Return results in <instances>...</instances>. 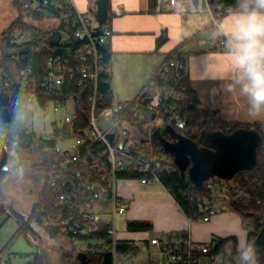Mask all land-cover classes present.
Returning <instances> with one entry per match:
<instances>
[{"label": "built area", "instance_id": "obj_1", "mask_svg": "<svg viewBox=\"0 0 264 264\" xmlns=\"http://www.w3.org/2000/svg\"><path fill=\"white\" fill-rule=\"evenodd\" d=\"M70 5L75 11V21L72 26L64 9L51 7L48 0H31L30 3L25 4V8L30 7V9L45 12L47 19L43 22H34L40 29L33 32L18 27L8 28L4 41L7 44V51L15 56L17 62H20L21 57L16 55L18 48L33 40L38 43L35 47L36 52L45 50L47 56L39 74H34L32 67L27 66L22 69L16 84L0 73V97L10 96L9 105L4 107L9 109L10 113L23 98H26L30 104V110L36 105L43 111L51 108L54 112H59L71 103L72 113L64 114L62 124L72 125L78 114L76 106L80 95L78 91H66V88L70 89L71 84L85 86L90 105L87 127L81 130L83 134L79 133L67 140L68 144L63 148L66 150V163L74 164L81 154L90 153L94 148H99L100 156L107 158L110 168L108 191L94 190L93 184L86 182L83 185V191L86 194H80L78 187H72L69 191H62L56 196L55 206L75 208L78 203L108 204L107 212L112 213L111 251L113 264H116V247L119 243L115 228L116 217L118 214L124 215L128 209L125 198L118 194L117 175L122 171H132L141 184L150 185L156 182L162 184L161 174L167 171L170 165L164 164L165 159L159 151L160 147L155 144L153 135L156 131H161L163 134L168 127L176 131L186 129L187 114L182 111V107L190 99L189 68L188 64L183 63L178 57L166 61L157 75L161 84L158 85L156 95L144 94L131 101H115L112 106L97 112L98 85L101 65L104 61L101 47L107 45L112 36V28L106 23L98 28L92 13L76 10L73 0H70ZM164 9L180 14L208 13L215 19V24L217 21L210 0H165ZM58 31L61 33V39L58 44L52 45L51 36ZM75 40L79 41L74 48L72 44ZM1 41L3 40L0 38ZM212 44L220 48L226 45V40L224 37L214 36ZM132 105L134 106L132 117L121 119V113L131 109ZM1 113L2 111H0V118ZM100 117L111 120V124L105 126V131L99 123ZM135 121L143 123L142 129L133 124ZM108 134H113L111 141L108 139ZM230 181L232 183L228 184ZM202 186L210 189L214 196L224 188L231 193L229 199L241 198L245 195L244 190L238 189L234 179L212 177L203 181ZM209 201L208 197H205L198 202L201 214L210 211ZM103 214L99 210L71 212L59 218L56 226L59 231L66 234L81 233L91 236V246L101 249L103 242L98 241L96 236L100 230ZM201 219L208 221L209 216L203 215ZM129 243L133 248L137 247L136 242L129 241ZM151 243L161 245L157 238L151 239ZM214 247L213 241L195 243L188 236L186 241L165 248L160 247L162 264H214L221 258L220 254L213 252ZM124 255L133 258L130 252ZM1 259L0 256V264H2Z\"/></svg>", "mask_w": 264, "mask_h": 264}, {"label": "trees", "instance_id": "obj_2", "mask_svg": "<svg viewBox=\"0 0 264 264\" xmlns=\"http://www.w3.org/2000/svg\"><path fill=\"white\" fill-rule=\"evenodd\" d=\"M30 1L31 0H13L18 15L0 33V38L3 40L0 42V73L14 84H16L18 78H20L22 69L27 66L32 67L34 74H39L42 70L43 61L47 56L45 50L36 52L35 47L38 43L31 40L18 48L16 55L20 56L21 59L20 62H17L15 56L8 53L7 44L4 42L8 28L18 27L22 30L33 32L36 29H40L34 22H43L47 19L45 12H41L37 9H30V7L25 8V4L30 3ZM158 1L159 0H149V12L155 13L159 9L163 10L162 7H159ZM48 2L53 8L64 9L65 13L68 15L69 23L71 26L74 24L75 11L70 5V0H48ZM161 2L163 5L165 0ZM210 2L217 18H221L226 9L233 4L234 0H210ZM166 38L167 37L164 35L159 37L157 41L158 46H161ZM78 41L79 40H75L72 44L74 48L78 45ZM101 50L104 53V61L101 65L100 81L98 85L96 101L97 112L112 106L116 101L110 87L109 63L111 53L108 44L101 47ZM175 57L182 59L183 63L188 64V59L181 53V44L167 53L165 62ZM155 82L158 85L161 84V80L158 76L155 78ZM67 90L79 92L80 98L76 106L78 109L77 117L74 119L72 125L64 123L55 128L50 137L39 135L28 127V114L31 107L26 98H23L18 105L12 109L10 121L5 122L0 118V153L3 155L0 159V181L8 174V169L5 168L6 156L4 153L6 148L5 145H7L10 140L14 144L16 155L20 160L19 162L24 160L27 164H30V173L35 176V178H40L43 181L42 188L32 204L30 216L26 217V215L14 210L13 213H6L4 221H7L11 217L17 220V235H29L32 234V232L34 233L35 230L33 225L36 223L38 226L44 228V231L49 237L64 239L71 243L73 248L61 254L60 264H113L110 243L112 234L110 219L103 218L100 221V230L96 237L98 241L101 243L103 242L101 249L91 246V236L81 233L76 235L66 234L59 231L56 226V222L59 218L71 212L81 213L88 210H99L104 214L108 213V204L101 205L100 203H95L89 205L78 203L75 208L55 206L56 196L62 191H69L72 187L76 186L80 189V194H86L83 191V185L86 182H91L94 186V190L108 191V176L110 172L107 158L100 156V150L97 147L90 153L81 154L76 163H66V150L61 148L59 143L60 141L77 136L81 130L86 129L90 114V105L87 100V89L85 86L71 84L70 89L66 88V91ZM9 100L10 96L8 95L0 97V111H2L5 106L9 105ZM189 108L191 109L189 110ZM133 109L134 106L132 105L131 109L121 113L120 118L130 119ZM182 111L187 114V127L185 130H177V132L184 136L189 137L193 135L197 137L204 130L221 131L232 134L238 130L253 129L261 135V142L256 151V158L253 166L251 168L239 170L231 178L237 182L239 190L245 191V195L241 198H231L228 200V208L237 212L243 218L245 226L248 228L247 242H254L258 233L264 226V123H229L222 121L216 113L197 108V98L191 89L190 99L182 107ZM133 124L141 129L143 127V123L140 121H135ZM155 144L160 147L159 151L163 156L167 155L173 160L171 161L172 165L169 166V169L161 174L160 178L162 184L189 216L198 218L202 215L199 211L198 202L202 201L205 197L212 200L214 194L205 186L197 187L188 176L183 177L175 164L174 157L166 152L161 141L156 140ZM101 162L105 163L101 164ZM164 164H167L166 160H164ZM101 170L105 171V173H100ZM117 176L120 179L137 178L136 174L132 171H122L119 172ZM1 213L2 212H0V214ZM127 228L131 231H147L152 228V224L146 221H128ZM188 236L189 234L187 232L169 233L166 235L165 241L161 246L165 248L169 245L186 241ZM213 242L215 243L213 252L220 254V259L224 261L226 258H229V264H238L239 257L237 255V240L235 237L215 238ZM83 243H85L84 248L78 249V246L81 244L83 245ZM116 249L117 254L119 252L123 254L130 252L133 257L139 253V247L133 248L128 240H119ZM43 256V252H40L38 249L36 253L33 254V261L30 264H43ZM258 264H264V257Z\"/></svg>", "mask_w": 264, "mask_h": 264}, {"label": "crops", "instance_id": "obj_3", "mask_svg": "<svg viewBox=\"0 0 264 264\" xmlns=\"http://www.w3.org/2000/svg\"><path fill=\"white\" fill-rule=\"evenodd\" d=\"M96 1L73 0L76 10L90 12L94 17ZM161 1H158L159 7L163 10L151 13L148 11L149 0H109L106 24L112 28V36L107 44L111 53L110 87L116 101H131L144 94L156 95L158 84L155 78L166 55L181 44V53L188 59V84L196 95L197 108L216 113L222 121L229 123H264V115H249L246 100L240 95L238 86L233 84L234 73L227 46L217 48L212 44L215 19L208 13L169 12ZM162 35L167 38L158 46L157 41ZM230 84L233 85L232 91H228ZM53 123L55 128L59 126ZM155 184L130 180L117 185L118 194L130 201L125 213L126 223L146 221L152 224L151 231L130 230L116 233L117 238L136 242L139 252L140 243L148 250L152 249L160 260L149 259V264H162L161 245L152 244L151 239L157 238L162 244L166 235L173 232H187L195 243L235 237L237 250L244 247L248 228L243 218L228 208L230 191L225 195L222 193L223 197L218 192L209 201L210 211L192 218L163 184ZM203 215H208L209 220L202 221Z\"/></svg>", "mask_w": 264, "mask_h": 264}, {"label": "rangeland", "instance_id": "obj_4", "mask_svg": "<svg viewBox=\"0 0 264 264\" xmlns=\"http://www.w3.org/2000/svg\"><path fill=\"white\" fill-rule=\"evenodd\" d=\"M17 15L18 11L13 0H0V33L2 32V27L8 25L6 24L8 20L11 21ZM72 110L71 103H68L67 107L59 112H54L51 108L48 111H43L42 108L34 105L32 110H29L28 127L39 135L50 137L55 128V123L53 122H56L57 125H62L64 114L72 113ZM99 123L103 127V131H105V126L111 124V120L105 117H100ZM218 133V131L204 130L200 133V138L205 136L213 137ZM222 135L227 136L228 134L222 133ZM67 144V140L60 141L59 143L61 148H65ZM5 147V168L8 169V174L0 181V212H2L0 214L1 262H3V264H30L33 261V254L39 249L40 252H43L44 254L42 260L43 264H60L61 254L73 248L71 243L64 239L49 237L44 231V228L38 226L36 223L33 225L35 230L34 233L32 232V234L29 235H17V220L11 217L7 221H4L6 213H13L14 210L29 217L32 204L36 200L43 185V181L40 178H35V176L30 173V164H27L24 160L19 162L20 160L16 155L14 144L11 140L5 145ZM2 156L3 155L0 153V159ZM163 157L167 161L168 166L172 165L171 161L173 160H171L170 157L167 155H164ZM104 163L105 162H101V164ZM130 180L138 181L136 178H119L118 185L123 183V181ZM230 183H232V181L228 182V184ZM157 184L158 183L156 182L155 185ZM227 192L228 190L224 188L220 191L221 196L223 197ZM125 200L129 206V199L125 198ZM103 218L112 219V213L108 212L103 214ZM125 218V214H118L116 217L115 228L118 234L130 231L127 228ZM84 246L85 243L79 245L78 249H82ZM150 250L140 243V252L136 257L128 258V256L123 253H118L116 256V264H149V259L152 261L160 260L152 253V249ZM214 264H229V258H226L224 261L218 259Z\"/></svg>", "mask_w": 264, "mask_h": 264}, {"label": "water", "instance_id": "obj_5", "mask_svg": "<svg viewBox=\"0 0 264 264\" xmlns=\"http://www.w3.org/2000/svg\"><path fill=\"white\" fill-rule=\"evenodd\" d=\"M109 18V0H97L95 19L100 28ZM61 39V33L55 32L51 36V44L56 45ZM191 108H189L190 110ZM3 121L11 120L9 109L4 108L1 113ZM215 136H205L197 140L180 137L174 142L165 140L161 131H156L154 139L160 140L167 153L175 159L183 177H189L197 187L203 181L212 177L231 179L239 170L251 168L255 162L256 151L261 142V135L256 130H238L227 136L221 131ZM83 134V132H80ZM174 133L171 127L163 134ZM108 139H113V134H108ZM100 173H105L101 170ZM254 243L259 249V260L264 257V226L258 233Z\"/></svg>", "mask_w": 264, "mask_h": 264}, {"label": "clouds", "instance_id": "obj_6", "mask_svg": "<svg viewBox=\"0 0 264 264\" xmlns=\"http://www.w3.org/2000/svg\"><path fill=\"white\" fill-rule=\"evenodd\" d=\"M213 36H221L231 58L233 84L246 100L250 116L264 115V0H234L216 21ZM233 85L228 86V91ZM238 264H258L259 249L245 242Z\"/></svg>", "mask_w": 264, "mask_h": 264}, {"label": "flooded vegetation", "instance_id": "obj_7", "mask_svg": "<svg viewBox=\"0 0 264 264\" xmlns=\"http://www.w3.org/2000/svg\"><path fill=\"white\" fill-rule=\"evenodd\" d=\"M165 140H167V141H169V142H174V141H177L178 139H175V138H179V136L180 137H185V138H193V140H197V139H199L200 138V135L199 136H193V135H191V136H184V135H181L179 132H177V131H175L174 130V133H172V134H169V135H165V134H162L161 135ZM165 136V137H164ZM168 136V137H167ZM167 137V138H166Z\"/></svg>", "mask_w": 264, "mask_h": 264}, {"label": "bare ground", "instance_id": "obj_8", "mask_svg": "<svg viewBox=\"0 0 264 264\" xmlns=\"http://www.w3.org/2000/svg\"><path fill=\"white\" fill-rule=\"evenodd\" d=\"M120 253V252H119Z\"/></svg>", "mask_w": 264, "mask_h": 264}]
</instances>
